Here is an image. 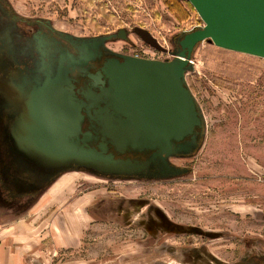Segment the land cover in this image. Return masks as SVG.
<instances>
[{"label": "rangeland", "instance_id": "374dc122", "mask_svg": "<svg viewBox=\"0 0 264 264\" xmlns=\"http://www.w3.org/2000/svg\"><path fill=\"white\" fill-rule=\"evenodd\" d=\"M203 26L187 0H0V240L32 264H264V58L196 44L184 82L201 126L169 151L119 154L84 111L108 58L171 62ZM58 74L75 147L145 169L48 142Z\"/></svg>", "mask_w": 264, "mask_h": 264}, {"label": "water", "instance_id": "95a60500", "mask_svg": "<svg viewBox=\"0 0 264 264\" xmlns=\"http://www.w3.org/2000/svg\"><path fill=\"white\" fill-rule=\"evenodd\" d=\"M187 1L204 26L183 36L176 58L171 62L108 58L102 74L93 77L97 84L104 76L108 86L99 93L92 88L83 92L87 118L119 154L169 151L174 142L194 136L201 116L185 85L184 73L199 42L264 58V0ZM58 81L67 82L60 74L48 79V142L52 139L51 144L64 145V153L80 156L91 168H135L137 172L148 166L150 161L140 165L114 161L95 150L77 149L71 138L79 128V108L73 107L67 88L58 86Z\"/></svg>", "mask_w": 264, "mask_h": 264}, {"label": "crops", "instance_id": "0c3cea01", "mask_svg": "<svg viewBox=\"0 0 264 264\" xmlns=\"http://www.w3.org/2000/svg\"><path fill=\"white\" fill-rule=\"evenodd\" d=\"M52 194L46 195L45 198L51 197ZM29 246L1 238L0 240V264H32V256L28 252Z\"/></svg>", "mask_w": 264, "mask_h": 264}]
</instances>
